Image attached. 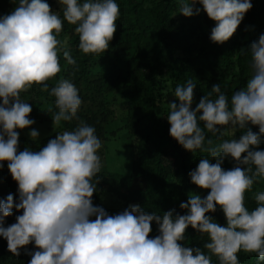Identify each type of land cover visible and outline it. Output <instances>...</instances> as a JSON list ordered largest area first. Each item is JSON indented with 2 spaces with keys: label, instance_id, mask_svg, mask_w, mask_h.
<instances>
[{
  "label": "trees",
  "instance_id": "16d2710c",
  "mask_svg": "<svg viewBox=\"0 0 264 264\" xmlns=\"http://www.w3.org/2000/svg\"><path fill=\"white\" fill-rule=\"evenodd\" d=\"M258 137L264 0H0V264H264Z\"/></svg>",
  "mask_w": 264,
  "mask_h": 264
},
{
  "label": "rangeland",
  "instance_id": "374dc122",
  "mask_svg": "<svg viewBox=\"0 0 264 264\" xmlns=\"http://www.w3.org/2000/svg\"><path fill=\"white\" fill-rule=\"evenodd\" d=\"M113 105L116 108L117 120L112 122L109 126V136H111L110 138L112 139L100 142V144L97 142L94 143L96 158L103 166L107 168L126 172L129 170L132 160L131 147L129 138L127 136V130H125V128H118L124 123L122 118L125 115V110L121 106V102L117 99L115 100ZM114 130H117L118 132L115 137L112 135V132ZM11 133L14 134L13 140L15 143L23 140L42 138L55 133L56 137L54 138V144L58 149L57 151L56 149H54V153L60 152L61 150V152H63L64 154H68L74 150L71 135L67 132L61 131L59 128V124H57L56 122H21L17 119ZM255 144L257 146H260V144L264 145V138L258 137L255 140ZM59 147L61 149H59ZM103 199L107 206H110L114 203V197H111L110 195H104ZM191 206L193 208L198 207V204H196V200L192 201Z\"/></svg>",
  "mask_w": 264,
  "mask_h": 264
}]
</instances>
